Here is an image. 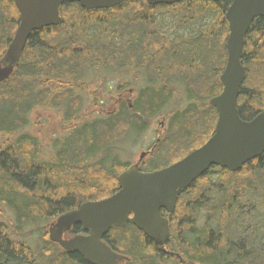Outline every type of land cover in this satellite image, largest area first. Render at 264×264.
<instances>
[{"label":"trees","instance_id":"1","mask_svg":"<svg viewBox=\"0 0 264 264\" xmlns=\"http://www.w3.org/2000/svg\"><path fill=\"white\" fill-rule=\"evenodd\" d=\"M232 2L184 0L151 7L132 0L91 11L65 3L58 26L31 34L13 74L0 83V208L13 215L12 227L0 221V264H90L50 242L46 230L36 255L12 238L11 229L19 236L25 226L53 223L84 203L112 196L119 174L131 164L115 151L140 139L157 117L166 120L165 134L148 149L143 172L181 160L211 137L217 113L208 102L222 91L225 13ZM18 24L14 3L0 0V60ZM241 62L245 79L238 112L251 121L264 109V18L251 24ZM115 73L135 76L139 91L132 105L121 101L102 117L83 115L91 98L102 99L91 92V83L99 80L101 90L109 89L113 81L107 76ZM39 109L59 117L60 133L46 145L31 130V115ZM164 216L165 248L183 263L162 255L131 224L111 229L104 241L129 259L123 264H264V153L237 172L210 167ZM80 230L75 226L66 236Z\"/></svg>","mask_w":264,"mask_h":264},{"label":"water","instance_id":"2","mask_svg":"<svg viewBox=\"0 0 264 264\" xmlns=\"http://www.w3.org/2000/svg\"><path fill=\"white\" fill-rule=\"evenodd\" d=\"M19 24L0 60V83L18 66L26 42L32 33L61 23L59 9L65 3H78L83 9H112L132 0H11ZM151 6L174 5L184 0H145ZM217 2L219 0H204ZM228 37L225 43L226 64L219 77L222 91L209 100L217 113L212 136L180 161L158 171L143 173L139 162L118 177L119 190L101 201L88 202L56 219L48 228L49 240L65 251L79 253L90 264H119L127 258L115 253L104 242L113 228L132 224L166 253L168 220L178 195L201 177L210 167L239 171L247 162L264 153V110L251 121L241 119L237 98L245 79L241 63L244 39L256 18H264V0H233L225 13ZM80 226L86 236L64 240L73 227ZM174 256V254H171ZM180 259L179 255H175Z\"/></svg>","mask_w":264,"mask_h":264},{"label":"rangeland","instance_id":"3","mask_svg":"<svg viewBox=\"0 0 264 264\" xmlns=\"http://www.w3.org/2000/svg\"><path fill=\"white\" fill-rule=\"evenodd\" d=\"M119 75L120 74L115 73L107 76L113 81L110 84L111 87L109 89L105 87L101 90L98 87L99 80L93 81L91 83V92L94 95H100L102 99L101 101L94 103L91 98L90 102L84 104L83 115L90 118L102 117L103 115H107L113 111L119 105V103H121V101H127L132 105V101L137 96L139 91V88L135 86L136 78L133 73L128 75L122 73L121 77H123V79L121 77L118 78ZM122 82H126L124 84L126 87L123 88L122 93H117L116 87L121 85ZM91 97H93V95ZM42 111V109H39L32 113L31 130L33 129V133H35V135L38 136L43 142H46V145L47 141L52 136L60 133L58 132V128H55V120H58L59 117L55 115L54 111L47 112V114H42ZM163 122L166 123V120H164L162 116L151 120V122H149V129L140 139H133L127 143L119 145L117 150L115 149V153L121 157V161L135 163L138 160L141 152L149 151L148 149H150L153 143H156L157 139H160V137L163 139L166 130V127L163 126ZM147 157L144 158L143 162L147 160ZM0 221L6 223L9 227H12L13 215L6 207L0 208ZM47 224L49 225V223H43L38 224L37 226H25L18 231L19 236L13 232V229H11V236L12 238H20L17 240L24 241L29 247H31V249L35 251V254L37 255L40 253L41 249H39V247H41L42 241H45L43 235L46 228L48 227ZM45 236L48 235L45 234Z\"/></svg>","mask_w":264,"mask_h":264},{"label":"flooded vegetation","instance_id":"4","mask_svg":"<svg viewBox=\"0 0 264 264\" xmlns=\"http://www.w3.org/2000/svg\"><path fill=\"white\" fill-rule=\"evenodd\" d=\"M165 120V119H164ZM163 126L165 127V123L163 122ZM157 142V141H156ZM141 167V166H140ZM140 170H141V168H140ZM166 214V213H165ZM163 217H164V213H163ZM165 218H167V217H165ZM79 235V234H78ZM84 235H86V234H84ZM71 237H68V236H65V240H68V239H70ZM103 242L107 245V243L104 241V238H103ZM115 252V251H114ZM69 253V252H68ZM117 253V252H116ZM118 254V253H117ZM124 256V255H123ZM129 260V259H128ZM124 263V262H123ZM120 264H122V263H120Z\"/></svg>","mask_w":264,"mask_h":264}]
</instances>
